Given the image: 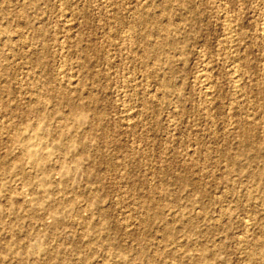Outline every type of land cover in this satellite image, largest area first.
I'll use <instances>...</instances> for the list:
<instances>
[{"label": "rangeland", "instance_id": "obj_1", "mask_svg": "<svg viewBox=\"0 0 264 264\" xmlns=\"http://www.w3.org/2000/svg\"><path fill=\"white\" fill-rule=\"evenodd\" d=\"M263 22L264 0H0V264H264Z\"/></svg>", "mask_w": 264, "mask_h": 264}, {"label": "bare ground", "instance_id": "obj_2", "mask_svg": "<svg viewBox=\"0 0 264 264\" xmlns=\"http://www.w3.org/2000/svg\"><path fill=\"white\" fill-rule=\"evenodd\" d=\"M144 4V3H143ZM142 4V5H143ZM145 7V6H144ZM143 7V8H144ZM140 9V8H139ZM162 9V8H161ZM141 10V9H140ZM139 10V11H140ZM226 10V9H225ZM263 10V9H262ZM138 11V12H139ZM228 13V12H227ZM140 14H143V13H140ZM159 14V13H158ZM224 15V14H223ZM222 16V15H221ZM113 17V16H112ZM229 17V16H228ZM164 18V17H163ZM162 18V19H163ZM231 18V17H230ZM229 18V19H230ZM238 18V17H237ZM143 20V19H142ZM161 21V20H160ZM141 22V21H140ZM228 22V21H227ZM149 24V23H148ZM226 24V23H225ZM234 25H235V23H234ZM237 26V25H236ZM224 27H226V31H228V40L230 41V44L231 43H233V41L236 39V33H235V31H234V29H233V27L231 26V24H229V23H227L226 25H224ZM222 29H224V28H222ZM260 29V28H259ZM160 30V29H159ZM261 31V30H260ZM237 32V31H236ZM262 32H263V35H264V22H263V25H262ZM261 33V32H260ZM262 34V33H261ZM131 35V34H130ZM128 36V35H127ZM262 36V35H261ZM132 37V36H131ZM238 37V36H237ZM71 38V37H70ZM129 38V37H128ZM227 42V41H226ZM157 43V42H156ZM227 45H229V44H227ZM226 46V45H225ZM234 46V45H233ZM137 47V46H136ZM140 47V46H139ZM239 47V46H238ZM240 47H242V46H240ZM152 48V47H151ZM150 48V49H151ZM153 48H154V46H153ZM94 50V49H93ZM151 50H155V49H151ZM238 50V49H237ZM242 50V49H241ZM240 50V51H241ZM61 53V52H60ZM151 53V52H150ZM235 53V52H234ZM61 55V54H60ZM138 55V54H137ZM228 55H230V54H228ZM227 55V56H228ZM231 56V55H230ZM146 57V56H145ZM233 57V56H232ZM231 57V58H232ZM234 57H235V55H234ZM237 57V56H236ZM132 58H133V56H132ZM229 61H231V60H229ZM235 62V61H234ZM238 65V64H237ZM62 67V66H61ZM244 68V67H243ZM62 71V70H61ZM236 72V71H235ZM62 73V72H61ZM62 75V74H61ZM64 75V74H63ZM264 76V75H263ZM63 77V76H62ZM149 77V76H148ZM207 77V76H206ZM264 78V77H263ZM205 79V78H204ZM242 80V79H241ZM68 81V80H67ZM206 81V80H205ZM234 81V80H233ZM214 82V81H213ZM235 82V86L236 87H238V81H234ZM58 85H59V83H57ZM212 84V83H211ZM210 83H206V85H205V88H206V91L208 92V91H210V90H212L211 88H212V85H211ZM60 86V85H59ZM241 86V85H240ZM60 87H62V86H60ZM66 88V87H65ZM240 89H241V87H239ZM63 89V88H62ZM234 89H236V88H234ZM238 89V88H237ZM58 90V89H57ZM57 90H56V92H57ZM63 90H65V89H63ZM71 90V89H70ZM72 90H73V88H72ZM214 91V90H213ZM205 92V91H204ZM72 93V92H71ZM210 93V92H209ZM212 93V92H211ZM235 93V92H234ZM238 93V92H237ZM73 94V93H72ZM203 94V93H202ZM205 94V93H204ZM208 94V93H207ZM206 94V95H207ZM56 95V94H55ZM239 95H240V93H239ZM61 96H62V94H61ZM67 97V96H66ZM156 97V96H155ZM28 98V97H27ZM43 98V97H42ZM204 98H205V96H204ZM37 99V98H36ZM66 99V98H65ZM206 99V98H205ZM211 99V98H210ZM26 101V100H25ZM65 101H67V99L65 100ZM205 101V100H204ZM30 102V101H29ZM203 102V101H202ZM258 102V101H257ZM67 103L69 104V108H70V111L74 114V118H75V120L78 122V123H84L85 122V116H84V114H83V107L82 106H80V105H77V104H73V103H71V101H67ZM204 103V102H203ZM209 103V102H208ZM27 105H28V102H27ZM35 105V104H34ZM83 105H84V103H83ZM127 105V104H126ZM30 106V105H29ZM28 106V107H29ZM257 106V105H256ZM130 107V106H129ZM30 108V107H29ZM42 108H44V107H42ZM127 109H128V107H127ZM206 109V108H205ZM35 110V109H34ZM124 110V109H123ZM36 111H37V113L39 114V108H37L36 107ZM132 113V112H131ZM262 113V112H261ZM42 114V113H41ZM44 114V113H43ZM38 116V115H37ZM124 116V115H123ZM248 116V115H247ZM41 117V116H40ZM127 117V116H126ZM250 117V116H249ZM38 118V117H37ZM258 123H260V124H263L264 125V114L263 115H259V116H253V117H250V118H248V119H246L245 120V122L242 124L243 126H245L246 128H247V130H246V132L247 133H250V137L248 138V139H250V141L252 140V143L254 142V143H256L257 142V144H261V146L263 147V150H264V131H263V133H261L260 132V134L259 133H257V132H254L256 129H254V128H252V126H255L256 124H258ZM64 124V123H63ZM61 125H62V123H61ZM12 127V126H11ZM32 128H33V126H32ZM57 128V127H56ZM261 128V127H260ZM2 129H5V128H2ZM22 129V128H21ZM66 129V128H65ZM33 130H36V128L34 127L33 128ZM63 129H60L59 131L60 132H63L62 131ZM244 130V129H243ZM254 130V131H253ZM9 131H12V130H9ZM14 131V130H13ZM16 131V130H15ZM14 131V132H15ZM19 131V130H18ZM13 132V133H14ZM22 132V131H21ZM5 133V132H4ZM7 133V132H6ZM11 133V132H10ZM13 133H11V135L13 134ZM16 133V132H15ZM20 133V132H19ZM56 134H57V132H56ZM10 135V134H9ZM15 135H17V134H15ZM10 137V136H9ZM18 137V136H17ZM236 137V136H235ZM11 138H9V140H10ZM10 142V141H9ZM256 144V145H257ZM253 145V144H252ZM248 145H246L244 148H243V153L244 154H246V155H253L254 156V151H252V150H254V149H251V146L250 147H247ZM24 149H26L27 150V153H28V155H34L35 154V151L28 145V144H24V147H23ZM264 152V151H263ZM232 158V157H231ZM17 160V162L18 161H20V158H17L16 159ZM233 163H236V159L234 158L233 159ZM68 172L66 171V169H63V174H67ZM258 174V173H257ZM260 176V175H259ZM213 179V178H212ZM149 181V180H148ZM149 182H151V181H149ZM246 188V187H245ZM154 194V193H153ZM249 197V196H248ZM153 198H155V197H153ZM152 198V200L153 201H151L152 203H154V204H156V201H155V199H153ZM223 212H224V210H223ZM223 212H222V214H223ZM227 215V214H226ZM177 216H180V217H184V214H178ZM222 219V218H221ZM244 219V218H243ZM245 220V219H244ZM217 223V222H216ZM247 223V222H246ZM218 224V223H217ZM245 225V224H244ZM246 225H250L249 223H247ZM245 227V226H244ZM248 227V226H247ZM250 227V226H249ZM248 227V228H249ZM246 230H247V228H246ZM264 231V230H263ZM247 232V231H246ZM247 238V237H246ZM257 238V237H256ZM246 240V239H245ZM251 242V241H250ZM243 243V242H242ZM241 243V244H242ZM245 243V242H244ZM244 246V245H243ZM250 247V246H249ZM248 249V248H247ZM249 250H251V249H249ZM247 252V251H246ZM245 252V253H246ZM249 254H250V252H249ZM250 255H252V251H251V254ZM248 257V256H247ZM250 257V256H249ZM249 259V258H248ZM250 261V260H249ZM249 263H251V262H249Z\"/></svg>", "mask_w": 264, "mask_h": 264}]
</instances>
